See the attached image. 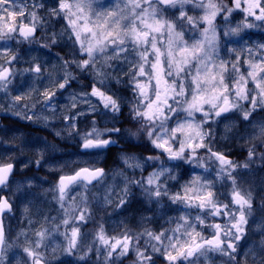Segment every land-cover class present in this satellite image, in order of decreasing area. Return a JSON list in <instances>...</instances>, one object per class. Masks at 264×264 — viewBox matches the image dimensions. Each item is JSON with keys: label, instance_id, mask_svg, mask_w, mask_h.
Wrapping results in <instances>:
<instances>
[{"label": "snow or ice", "instance_id": "obj_1", "mask_svg": "<svg viewBox=\"0 0 264 264\" xmlns=\"http://www.w3.org/2000/svg\"><path fill=\"white\" fill-rule=\"evenodd\" d=\"M8 3L0 0V12L23 19L0 25V41L5 45L8 41L39 44L49 50L63 43L67 52L56 53L61 71L55 74L33 57L23 73H31L34 80L46 76L47 84L43 90L33 84L15 96L9 88L16 78L10 65L13 61L19 63L21 57L13 54L0 63V92L12 102L8 108L0 104V111L18 108L13 115L33 123L43 122L47 127L51 117L42 113L55 114L57 92L63 94L73 81L80 82L70 69L91 77L88 88L69 93L63 122L67 136L78 138L83 154L97 160L73 161L77 166L70 172H64V165L52 168L61 173L52 191L65 217V231L60 233L66 241L63 252L78 253L85 264L90 257L100 259L101 255L102 264H216L217 260L220 264H247L249 256L257 264L255 248L244 252L243 261L237 259L243 248L241 241L247 242L253 215V190L242 189L238 181L245 180L246 170L256 159L264 163V152L259 156L256 152L258 146L264 148V43L249 46L245 39L246 30L264 28V0H31L11 12L5 7ZM41 10L49 19L63 21L59 32L49 35L44 30ZM193 12L198 14L191 15ZM236 15L241 18L236 20ZM218 17L222 26L217 24ZM38 28L41 37L37 36ZM10 51L5 46L0 50V59ZM117 65L127 79L114 74ZM112 81L122 83L130 97L113 92L109 87ZM34 93L39 99L21 103ZM37 104L41 105L39 111ZM125 108L126 119L135 130L116 126ZM25 109L32 114L25 113ZM98 113L110 115L112 126L100 128L92 119L88 130L81 131L79 119ZM221 125V139H228L229 133L239 127L236 134L242 133L241 138L246 139L247 161L236 163L224 152L214 150L216 128ZM54 134L61 137L60 130ZM120 141L129 146H150L158 154L138 155L120 149L119 160L133 173L139 170V179L118 168L112 175L123 178L119 193L114 197L112 186L102 194L93 193L92 189L103 184L108 175L97 166L98 158L112 146L119 147ZM48 147L56 151L54 144ZM39 156L34 161L37 167L43 153ZM183 164L193 166L194 173L181 183L183 177L177 169ZM13 167L11 162H0V192L9 187ZM148 168L154 170L144 175ZM133 187L140 189L148 203L159 206L166 198L177 205L180 214L167 221L174 226L152 230L145 226L151 221L145 216L140 222L143 231L122 222L123 231L110 236L100 224L91 243L82 241L81 226L92 219L89 194L95 197L98 207L114 204L119 209L127 204ZM77 196L79 211L74 204ZM11 210L9 200L0 194V216ZM70 211L76 214L69 216ZM258 211L261 222L257 230L264 236V197ZM35 235L34 246L22 250L30 264H48L40 249L47 250L49 245L44 241L52 233L45 228ZM96 244L99 247H94ZM13 247L0 219V264H7ZM258 255V264H264V239ZM16 264H20L19 259Z\"/></svg>", "mask_w": 264, "mask_h": 264}, {"label": "rangeland", "instance_id": "obj_2", "mask_svg": "<svg viewBox=\"0 0 264 264\" xmlns=\"http://www.w3.org/2000/svg\"><path fill=\"white\" fill-rule=\"evenodd\" d=\"M31 0H15V2L13 3L12 0H9V4L8 7L11 8L12 11H17L18 8L23 7L24 5L30 4ZM49 2H51V0H49ZM225 2H227V0H225ZM28 9L25 8V12H27ZM191 15H196L198 13L193 12L190 13ZM40 15L44 16V30H47L49 35L52 31H56L59 32L60 28L63 25V21L59 20V18L53 17L51 19H49L45 14L44 11L41 10ZM241 17L239 15H236V20H239ZM23 18L20 17L19 15H17L15 17V19H13L12 17H8L6 19L0 20V25L7 23L9 25H12L13 23H19ZM25 23H27V20H24ZM235 23V21L233 22ZM217 24L222 26L223 22L219 19V17L217 18ZM41 32L40 36H42V30L41 29H37ZM247 34L245 35V39L248 41V45L251 46L253 43H264V28H256V29H251V30H246ZM187 38V37H186ZM41 42H44L43 39ZM11 43V41L7 42V45L4 44V42L0 41V50H2L5 46H9V44ZM23 45V44H20ZM55 48V49H54ZM53 48V50H49L47 48H41L39 44H27V47L24 51V54H18L21 59L19 61V63L13 61L12 65H10V67L13 68V71L15 72V76L16 78L13 80L12 84L9 85V88L11 90V95L15 96L19 93L18 89L15 88V83L16 81L20 82V85H29V86H33V84H35L37 87H39L41 90H43V87L45 84H47V77L45 76V78L43 80H34V77L31 73H23V69L29 67V61H31L33 59V57L36 58V62H39L42 64V66H47V70L48 72L51 73H59L61 71V68L59 67V61L57 60L56 57V52H59L60 55H65L67 52V48L65 47V45L63 43L58 44L57 46H55ZM224 53V49L222 47L221 49V56H223ZM27 57H25V56ZM9 58H11V55L8 53L3 55V58L0 59V63H3L4 60H8ZM65 58H68L67 56H65ZM53 65H57V67H53ZM7 66V65H6ZM74 72V74H79L77 75L79 78L82 79V75L81 73H79L78 70L75 69H70ZM116 75H120L123 79H127V77L123 76V73L120 69V66L117 65L116 66V72L114 73ZM85 80V78L83 79ZM87 82L83 83V85H85L88 88L89 82L91 80L90 78L86 79ZM24 82V84H23ZM82 86V85H81ZM110 89L113 92H116L120 95H125V96H129L130 97V91L121 83V84H117L115 81H112L109 85ZM82 87H77V85L72 83V87L67 89L66 91H63V94L60 95L57 93L56 97L54 98V103L56 105V112L53 115L50 111H45L42 114L51 117L49 125L46 127L43 122L40 123H35V125L39 128H43L46 129L48 131H50L49 133L46 134V136H39L40 139V144L42 146L45 145H55L56 146V142H54V140H52V135L55 136V131L60 130L61 131V137H57L60 141L63 139H71V137H67V132L64 131V127L65 124L63 122V115L66 112V109L64 108L65 105L69 104V93L71 92H79L81 90ZM120 88L124 89V93L123 90L121 91ZM90 90V88L88 89ZM128 92V93H127ZM0 102H6L9 105H11V99L10 97L6 96L4 93L0 92ZM86 107V106H83ZM126 109V108H125ZM19 109L14 110V108H12V111L10 112L9 116L11 119H16L18 118V116L13 115L12 112L17 111ZM102 111V110H101ZM25 112V110H24ZM26 113V112H25ZM31 115V114H29ZM90 116V121L92 119H95L96 121L100 122V126L97 124L98 127L103 128L105 126L111 127L112 126V120H111V116H105L102 114H89L88 117ZM124 119V117H122ZM121 118V119H122ZM27 120V119H25ZM29 121V120H28ZM120 120L119 122H117L116 126L119 127V125L121 124ZM32 122V121H30ZM125 123V119L123 121ZM124 125V124H123ZM124 126H122L123 128ZM87 129L84 128L82 129V131H86ZM240 131L239 127L234 128L232 130L231 133H229V138L228 139H221V137L224 135L223 132V126H219L216 128V140L213 142L214 143V150H218V151H222L224 152V154L231 160H233L236 163H243L245 161H247V142L246 139L241 138L242 137V133L240 135H237L236 133H238ZM5 133H7L8 131L4 130ZM41 133V132H39ZM43 133V131H42ZM1 135L5 136L4 133H0ZM2 140V136L0 137V142ZM79 143V142H78ZM68 142L65 145V149L63 150H59L56 149V151H52L50 149V151H52L53 155L55 156L54 161L53 162H49V163H45V166L43 165V167L41 166V170L39 172H37L36 176L32 179H25V178H18L17 176L15 178H13L11 184L9 185V187L6 189V192L8 194V198L10 200V202L13 204L14 207V213L10 216H7L5 218V228H6V232H7V236L11 237L12 243L14 245L13 248H11L8 252V261L7 264H14L17 262V259H19L20 264H30V260L28 259L27 255L23 252V248L24 247H33V242L37 239V237H35L34 241L31 240V235L33 233L34 230H30L27 226L29 225V221L28 223L24 226L22 225V219L21 215L23 216L25 209H27V206H25V203L27 202L28 204V198H26L25 200L23 199V194L22 191H26L27 189H29L30 186H34L36 181L40 179V181H43L46 185H48V189H52V179H50L49 183L45 182V178H41L42 175H46V178H48L49 176L46 174H51L56 172L59 173L57 171H53L52 168H54L57 165H64V172H70L72 167H76L77 165L72 164L71 162L73 161H79V160H89V161H96L97 157L94 156H86L83 155L80 152V149L78 147V145H73V144H69L68 146ZM121 143L119 142V145ZM10 147V146H7ZM132 148V146H127ZM140 147V146H139ZM118 152H120V149H124L125 151L127 150L125 145L123 144L121 147H116ZM136 148V146L134 147ZM9 149V148H8ZM49 149V148H48ZM145 151V152H144ZM144 153L141 152H136L138 155H150V154H158V152L153 153L150 149V146L145 147L144 149ZM131 152H135V149H132ZM256 152H257V156H259L260 153L264 152V148L262 147H257L256 148ZM102 155L98 158L99 162L98 164H100V162L102 161ZM1 160V159H0ZM206 163H208L211 166L212 162L211 161H207L205 160ZM97 164V165H98ZM82 166V165H80ZM21 168H18V171ZM128 170V169H126ZM154 169L152 168H148L147 171L145 172L144 175H147L148 172L153 171ZM248 172V174L245 176V180L243 182L238 181V183H240V187L242 189H249L251 188L253 190V207L256 204H259V201H261V198L264 197V163H262L259 159H256L255 163L250 165L249 170H246ZM129 176H137V179H139V170H137L135 173H133L131 170L126 171ZM195 172H202V169H195ZM177 173L179 176L183 177V180H181V183H183L184 180H187L191 177V175L194 173V169L193 166L191 165H187V164H183L179 169H177ZM61 174V173H59ZM23 176V175H22ZM47 180V179H46ZM108 180L105 179L104 183L101 185L100 184V188L102 191H100V194H102L105 190V188L107 187V184L109 186V183L107 182ZM105 182H107L106 186H105ZM112 183V181H110ZM174 183V182H172ZM19 186V187H18ZM38 186V183L36 184V187ZM102 186V187H101ZM113 188V196L115 197L116 193H119L117 190V188H120L123 186V178L119 177L118 180L116 181V183L111 185ZM217 188H220V185H217ZM132 189H136V187H133ZM40 190L42 191V189H37V191H34L36 193H40V195L42 194L40 192ZM221 191H225V189H220ZM133 192V190H132ZM55 193L53 191H49L46 194L39 196V198L33 199L34 201L38 202H42L44 199H49V197ZM71 195V194H70ZM140 198L139 200L141 201L139 203V201L136 200V205H132L133 201L135 199H133L132 202L127 203L123 208H116L113 207V205H111L110 207L106 206L104 208H99L98 206H92L90 205L91 208V212H92V216H93V220H101L103 219L106 215V218L110 215H112L113 213H119L121 216L118 218L117 221L113 222H108L110 225L106 226L105 230L106 232L110 235V236H115L118 235L119 233H121L123 231L122 227L119 226L118 224L120 223L121 225V219L124 217V215L126 214L127 216H132V215H136L138 214V210L141 215H145L147 217L151 218V221L147 223L146 227L152 229V230H157L158 229V225L156 224V221L153 222L154 224V229L152 224V220L153 218H155L156 216H160L159 218H165V220L163 221V225L162 227H168V226H174V225H169L167 223L169 217H175L177 216L178 213L177 212V205H173L171 204L166 198L163 200V202L161 203V205L157 206L151 203L146 202L145 197L141 194L140 192ZM79 196H77L75 198V206L77 208V211H79V205H80V198L78 200V202H76L77 198ZM133 197H135L133 195ZM221 200H224V196L220 197ZM46 202V200L44 201V203ZM225 202H227L225 200ZM47 203V202H46ZM68 203L69 201H66L65 203V208L68 207ZM95 205H97L96 199H95ZM93 204V205H94ZM140 204V205H139ZM50 206L49 208H51L54 213H57V217L55 215H51L49 216V220H51V222L57 221L58 219H61L64 214H63V210L59 207H53ZM260 206H257L255 208H253V215L252 217H250L249 219V235L247 238V242L245 241H241V244L243 245V248L241 250L240 253H238L237 255V259L243 261L244 260V252H247L249 248H255L257 250V256H256V262L258 264V260H259V249H260V241L262 239H264V236L261 235V233L257 230V225L261 222V213L258 211ZM58 208V209H57ZM142 209V210H141ZM28 210V209H27ZM76 213L75 212H69V216H74ZM103 216H102V215ZM159 214V215H157ZM152 215H155L154 217H152ZM55 216V217H54ZM123 216V217H122ZM140 216L138 219H132L131 222L134 223L133 229L137 230V231H143V229H140L139 223H140ZM122 217V218H121ZM42 217L37 218V220H40ZM109 218V217H108ZM218 219V218H217ZM43 220H45L43 218ZM48 220V219H47ZM48 220V222H50ZM134 221V222H133ZM101 222V221H100ZM131 223V225H132ZM36 224V223H35ZM70 227L72 226L71 221H70ZM96 224V223H95ZM103 224V222L101 223ZM82 226H84V224H82ZM69 227V228H70ZM132 228V226H131ZM161 228V227H160ZM47 229H50L49 232L52 233V235L50 236L49 239H46L44 241L45 244H48L49 247L47 248V250L45 249H40L41 252L44 253V256L48 262V264H85L84 261H80L78 259V253H74V254H66L65 252H63V247L66 246V241L64 239V237L62 235H60V231H56V227H54L51 223L50 225L47 227ZM84 233L82 234V241L84 242H88L91 243L92 239H93V232L95 231L92 227H87L85 230L83 229ZM35 234V233H34ZM17 237H19L17 239ZM141 243H143V240H141ZM57 245H59V247H56ZM56 247V251L53 252L52 248ZM94 247H99V244L94 245ZM87 264H102V255L100 257V259H97L95 257H90L89 260L87 261ZM128 264H131V261H128ZM216 264H220L219 260H217ZM247 264H254V259L252 256H249L247 258Z\"/></svg>", "mask_w": 264, "mask_h": 264}, {"label": "bare ground", "instance_id": "obj_3", "mask_svg": "<svg viewBox=\"0 0 264 264\" xmlns=\"http://www.w3.org/2000/svg\"><path fill=\"white\" fill-rule=\"evenodd\" d=\"M79 75V74H78ZM82 75V79L78 77L79 79V83L76 81H73L72 83L77 85V87H82V88H87L85 85H83V83L87 82V78H90V76L87 73L81 74ZM85 78V80H83ZM82 85V86H81ZM58 93V92H57ZM124 93V91H123ZM128 93V92H127ZM60 95V93H58ZM37 96V95H36ZM37 99H39V96L37 97H32L30 99H26L25 101H22L21 103H33L35 102ZM0 104H3L6 108L10 107L11 105H9L6 102H0ZM83 107V106H80ZM37 111H39V109L41 108L40 104L36 105ZM18 108H14V110H16ZM27 110V109H25ZM28 111V110H27ZM11 111H0V116H5L7 119L10 118L9 114ZM124 112L121 116L124 117ZM18 120H15L14 122L12 121L11 123H6L5 127H6V131L8 130L7 133L4 132V130H2V132L4 133L5 136L2 135V142H0V162H11L14 166V173L12 175V180L13 178H15L16 176L18 178L22 177L25 179H32L36 176L37 172H39L43 167V165L45 166V163H49V162H53L55 156L52 154L53 152L50 151V148L45 145L42 146L40 144V139H39V135L40 133L38 131H40L42 128L37 127L35 125V123L30 122L28 120L22 119L20 117L17 118ZM90 116H86V117H81L78 121V127L81 129L86 128L88 130V127L90 126ZM97 124L100 126V122L97 121ZM124 127H126L124 125ZM43 131V130H41ZM1 132V131H0ZM68 137V136H67ZM67 142L73 145H78V138H69L68 139H63L61 141L56 142V149L59 150H63L65 149V145L67 144ZM120 147L124 144L126 147V151L131 152L132 149H135V153L141 152L144 153V149L145 147H139L136 146V148H134L135 146H132V148L127 147L128 145L125 144L123 141H120ZM68 144V146H69ZM10 146V147H7ZM9 148V149H8ZM49 148V149H48ZM144 151V152H143ZM39 153H43V159L41 160V165L39 167H37L34 163L35 160L40 159ZM119 152L116 155V161L117 163L114 165L112 163L111 160V156L109 155V151H106L103 155H102V161L100 162V164H98V167H103L106 171L107 175V182L109 183V186H111L112 184L116 183V181L118 180V178L120 176H113L112 172L115 171L116 169H121L123 171H128L126 170V168L124 167V165L122 164V162L119 160L118 158ZM27 165V166H25ZM21 168V171H18L17 169ZM127 173V172H126ZM49 177L46 178V175H42L41 178H45V182L49 183L50 179H52V186L55 184V182L58 180L59 177V173H52L51 176L50 174L46 173ZM23 175V176H22ZM137 178V176L135 177ZM47 179V180H46ZM112 181V183L110 182ZM107 182H105V186L107 184ZM38 183V186L36 187V184ZM102 185V184H101ZM103 186V185H102ZM101 186V187H102ZM108 186V184H107ZM91 187V186H90ZM48 185H46L43 181L37 180L35 185L30 186L29 189H27L26 191H22L23 194V199L25 200L26 198H28V204L27 202L25 203V206H27V211L24 212L23 216L21 215L22 219V225H26L29 221V225L27 226L30 230H34L32 235H31V240L34 241L36 235L34 233H36L38 230H43V229H47V227L50 225V223L56 227L57 225H59V231L60 232H64L65 231V226L62 224V220L65 218L64 216L61 219H58L57 221L51 222V220H49V216L51 215H55L56 217L58 216L57 213H54V211L49 208L50 206L53 207H59V204L57 203L56 199H54V194H52L49 199H44L42 202H38L34 201L33 199L39 198V196H42L44 194H46L49 191H52V189H48ZM100 188V184L96 185L95 188L92 189L93 193H97L100 194V191H102ZM121 188V187H120ZM120 188H117L120 190ZM6 189H3L2 192H0V194H2L3 196H5L8 200V194L6 192ZM37 189H42V191L40 190V192L42 193L40 195V193H36L34 191H37ZM119 190H117L119 192ZM140 189L136 188L133 190L132 195L130 197H128V202L130 203L133 201V199H135L132 203V205H136V200L139 201V203L141 202L139 200L140 196ZM133 195L135 197H133ZM80 197H78L76 200V202H78ZM46 200V202L44 203V201ZM10 202V200H9ZM95 203V197L92 194H89V205L92 206H97L94 204ZM10 204L12 205V210H14L13 204L10 202ZM94 204V205H93ZM140 205V204H139ZM111 205H108V207H110ZM52 207V208H53ZM114 207V205H113ZM100 208V207H99ZM58 209V208H57ZM116 209V208H115ZM14 213V211H11L10 213L6 214L4 216V223H5V218L7 216H10ZM102 215V214H101ZM159 215V214H157ZM54 216V217H55ZM103 216V215H102ZM107 216V215H106ZM106 216L101 219L100 221L97 220H93V216L92 219H90L87 224H84V226H81V228L86 229L87 227H92L94 230H97L99 225L103 222V226L106 228V226H109L110 224L108 222H113L117 221L118 218L121 216L119 213H113L112 215L108 216L106 218ZM140 216L139 210H138V214L136 215H132V216H127L126 214L124 215V217L121 219V222H123L124 224H127L129 227L134 226V223L131 222L132 219H138ZM42 217L40 220H37V218ZM145 217V215H141L140 216V222H141V218ZM160 216H156V224L159 226L158 229L160 227H162L163 225V221L165 220V218H159ZM43 218L45 220H43ZM58 218V217H57ZM50 222H48V220ZM136 221V220H135ZM134 222V221H133ZM36 223V224H35ZM96 223V224H95ZM132 223V225H131ZM119 226L120 223L118 224ZM147 225V223L145 224V226ZM68 227H70V224L68 225ZM140 229H143L142 227H140V223L138 226ZM50 230V229H48ZM7 233V232H6ZM16 264V263H14Z\"/></svg>", "mask_w": 264, "mask_h": 264}, {"label": "trees", "instance_id": "obj_4", "mask_svg": "<svg viewBox=\"0 0 264 264\" xmlns=\"http://www.w3.org/2000/svg\"><path fill=\"white\" fill-rule=\"evenodd\" d=\"M9 4V3H8ZM8 4L5 6L7 9H8V11L9 12H11L12 10H11V8H9L8 7ZM0 16H3L4 17V19H6V18H8V17H10L8 14H7V12H0ZM40 34H41V32L38 30L37 31V36L39 37L40 36ZM8 47H10L11 48V51L9 52V54L10 55H13V54H19L20 52V54H24V51H25V49H26V47H27V43H24L23 45H17L16 44V42L15 41H11V43L9 44V46ZM54 48V47H53ZM53 48H52V50H53ZM55 49V48H54ZM57 53V52H56ZM25 56V55H24ZM25 57H27V56H25ZM10 59V58H9ZM76 74H77V72H76ZM78 75V74H77ZM17 84H18V82H17ZM23 84H24V82H23ZM19 85H20V82H19ZM19 87V86H18ZM15 87V88H17L18 89V91L19 92H22V91H27L28 90V88L29 87H31V86H29V85H22V87ZM37 94L36 93H34L32 96H31V98L32 97H37L36 96ZM25 112L29 115V114H32L31 112H29V111H27V110H25ZM124 119H125V123L123 122L124 121V119L122 118L121 120V124L119 125V127H122V126H126V127H128V128H133V130H135V128H134V126H133V124L132 123H130L127 119H126V117L128 116V112H127V109H124ZM15 120H18L17 118L16 119H11L10 118V120L8 119V120H6L5 121V124L8 122V123H11L12 121L14 122ZM124 124V125H123ZM2 130L3 129H0V133H2ZM8 131V130H7ZM2 135L0 134V137H1ZM117 146H114V147H112L110 150H109V155L111 156V160H112V163L115 165L116 163H117V161H116V155H117V153H118V150H117V148H116ZM132 190H134V189H132ZM85 230V229H84ZM81 231H83V228H81Z\"/></svg>", "mask_w": 264, "mask_h": 264}, {"label": "flooded vegetation", "instance_id": "obj_5", "mask_svg": "<svg viewBox=\"0 0 264 264\" xmlns=\"http://www.w3.org/2000/svg\"><path fill=\"white\" fill-rule=\"evenodd\" d=\"M122 90L124 91L123 88H121V91H122ZM1 119H2V121H4V123H3V127H5V121H6L7 118H6L5 116H2V115H1ZM39 130H40V128H39ZM41 130H43V133H42ZM41 130L38 131V132H41L40 135H39L40 137H41V136H44V135L46 136V134L50 132V131H48V130H46V129H43V128H42ZM52 136H53V135H52ZM54 137H55V136H54ZM54 137L52 138V140H54V142H58V141H60L58 138H54ZM81 151H82V150H81ZM82 152H83V151H82ZM144 174H145V173H144ZM259 206H260V204H259ZM253 208H255V207H253ZM141 210H142V209H141ZM154 216H155V215H152V217H154ZM155 221H156V219L153 218V220H152V224H151V225L153 226V229H154V227H155L154 224H153V222H155Z\"/></svg>", "mask_w": 264, "mask_h": 264}, {"label": "water", "instance_id": "obj_6", "mask_svg": "<svg viewBox=\"0 0 264 264\" xmlns=\"http://www.w3.org/2000/svg\"><path fill=\"white\" fill-rule=\"evenodd\" d=\"M13 173H14V167H13ZM13 173H12L11 176L9 177V182H10V180H11V177H12ZM94 183H95V182H94ZM4 197H5V196H4ZM5 198H6V197H5ZM11 211H12V210H11ZM11 211H10V212H11ZM10 212L5 211V212L2 214V216H0V219H2V221H3L4 216H5L6 214L10 213ZM3 226H4V222H3ZM4 230H5V228H4Z\"/></svg>", "mask_w": 264, "mask_h": 264}]
</instances>
